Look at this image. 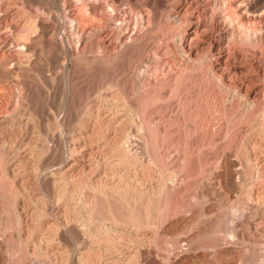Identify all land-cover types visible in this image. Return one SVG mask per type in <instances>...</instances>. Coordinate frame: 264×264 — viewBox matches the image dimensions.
<instances>
[{
	"label": "rangeland",
	"instance_id": "obj_1",
	"mask_svg": "<svg viewBox=\"0 0 264 264\" xmlns=\"http://www.w3.org/2000/svg\"><path fill=\"white\" fill-rule=\"evenodd\" d=\"M263 1L0 0V91L15 94L0 114V147L22 191L18 213L11 183L0 193V223L16 225L23 204L30 224L53 220L58 189L60 210L80 217L83 181L112 178L111 168L118 175L178 172V184L154 203L116 198L121 216L114 214L127 222L118 225L117 236L195 214L188 231L205 227L208 234L191 244L186 231L159 233L155 261L146 264H167L168 255L185 252L208 256L225 246L240 252L237 264H248L264 246V231L256 217L250 226L255 236L242 227L233 240L228 229L236 217L230 207L249 203L252 190H264ZM253 3L262 11L254 14ZM212 60H219L217 75ZM9 70L20 72L19 82ZM124 135L130 156L121 164L119 145L107 140ZM71 170L85 173L68 185L61 178L55 184L57 173ZM0 240L10 244L7 235ZM113 254L119 264H143L134 254Z\"/></svg>",
	"mask_w": 264,
	"mask_h": 264
},
{
	"label": "bare ground",
	"instance_id": "obj_2",
	"mask_svg": "<svg viewBox=\"0 0 264 264\" xmlns=\"http://www.w3.org/2000/svg\"><path fill=\"white\" fill-rule=\"evenodd\" d=\"M262 5H264V3ZM262 8L263 7H261V4L259 5L257 3H253V7H252L253 13L260 11ZM247 10L248 8L246 9V11ZM180 13L181 12L179 11L178 14L180 15ZM230 13L231 12H229L228 15H230ZM246 28L248 27L246 26ZM219 54L218 56H220ZM218 61L219 60H215V64H214V61L212 60V63H211V70L213 74L215 75H217L218 69L215 70L214 67L216 66V62ZM20 64L21 63L19 62V65ZM10 72L11 71L9 70V73ZM13 73H15V75ZM13 73L12 75H14V77L13 76L12 77L17 79L19 82L20 81L19 79L21 77L20 72L19 73L13 72ZM221 80H223L222 76H221ZM19 87H22V84L19 85ZM19 87H18V91L20 89ZM9 91H8L9 93L7 92L8 94L1 93L0 91V114L7 112V104L9 103V102L7 103V101H9L15 95L13 91H11L10 89ZM245 92H246V95H248L249 91L246 90ZM22 94L24 93H21V95ZM138 129L143 131L144 124L138 125ZM129 140H130L129 136L126 137L125 135L121 137L120 140L118 141L114 139L107 140V144L110 146L119 145V151L121 152L122 158H123L122 161L120 160L121 164H124V162L126 161V158L130 156L129 147H128ZM108 153H106V155ZM7 160L8 159L6 158L4 149L0 147V193L3 194L6 191L7 186H9L8 184L11 183L12 185L11 189L14 191L13 194H15L16 196V201L14 198V201H15L14 206H16L15 208L18 213L20 210L19 198L21 196L22 191L18 187V178H17V174L14 171L15 168L12 169V164H10L11 162L9 163L8 161L6 163ZM148 160L150 161V165L151 163L154 164L153 162L154 159L152 160V157H149ZM69 167L72 168L73 166H69ZM112 169L113 168H111L112 178H108L109 176H105L98 180L87 179L83 181L84 182L83 183L84 185L82 184L83 192L82 193L80 192L82 195L80 198H78L79 200H81V204L83 205L82 206L83 210L79 211L80 217H78V215H76V217L75 216L69 217L67 215L68 211L65 210L66 207L65 208L63 207L64 210H60V208L62 207L60 204H61V200L63 199L62 198L63 195L61 194L62 192L61 193L59 192L60 189H58L57 191L54 190L56 194L55 197H56L58 204H55V207L53 209V211H57L54 214L53 220H49L48 218H45L43 220H40V224L37 226L30 224L29 218L24 212L25 206L23 204L22 211L19 215L20 220L18 221V223H16V225H15L14 220H8L4 226L0 223V234L7 235L10 241V244L8 246H5L3 242H1L0 240V264H71L72 259H76L75 260L76 264H119L117 263L116 256H114L115 254H113L117 251H124L125 253H128V254H134V256L138 257V260L140 261L142 260V263L146 264L148 263L149 260H153L152 259V255L154 252L153 250L157 248L155 247L154 239L156 235L159 233L162 236H169V235L177 236V234L183 233L186 231V233H188L186 235V240L191 244L195 242V239L208 234L207 230L209 228H205V227L203 228L199 227L200 229L198 230V232L190 233L191 231H188V228L189 227L191 228L195 224L194 221L196 219V215L194 214L195 216L192 215L191 217H187V218L182 217L180 219L174 220L163 228H160L158 224H156L154 221L153 222L151 221L147 223V225L145 226L141 225V227L139 226L136 229L135 228L132 229V231L130 230V232L129 231L126 232L123 230L124 238L122 237L119 238L120 234L117 233L119 237L116 234V232H118L117 229L119 228L118 225L120 223L124 224L127 222H122L124 221L123 219L125 218L118 217V215L120 214V212L118 211L120 209L119 206L122 203L120 202L119 204L116 203L119 200V199L116 200L117 197L120 199H124L123 201L133 200L135 202L138 201L141 203L143 201H147V202L151 201L154 203L157 199L159 200L160 197L163 196L168 191L169 188L171 189V187H174L176 184H178L179 180L182 177L180 178V175L178 174V172L163 173V171L162 172L160 171L159 173V171L158 172L153 171V170L149 171L148 169H147L148 172L143 173L141 175H139V173L138 174L134 173V175L133 174L131 175V173H126L124 175H118L116 171ZM84 173H85V170H82L81 172H78V173L72 170L69 171L68 173L59 172L56 175H60V176L56 178L54 182L55 184L59 183V178H61V179H65L64 185H68L74 182V180L80 174H84ZM263 178H264V170H263ZM261 191L262 192H259L258 190L257 192H255V189L252 190L251 193L249 194V200H250L249 203L244 204L241 207L240 206L230 207V209L231 210L233 209L236 214V217L231 219L232 221L228 229L230 233H233V237H232L233 240L236 237L240 238L241 236L240 231L242 227L247 228L248 231H250L251 235L255 236L254 232H252V230L250 229L251 223L253 221V220L251 221V219H253L254 217H256L254 219V223L255 221H257V227H260L264 231V190H261ZM113 200L116 203V204L114 203L115 205L112 204ZM135 202H134V205H136ZM124 207L126 208V205ZM139 208L141 209L140 206ZM250 210H253V212L248 217V212ZM115 212L119 214L115 215L114 214ZM124 213L126 212H123V214ZM136 215L137 214L135 212V216ZM123 217H127V216L124 215ZM128 219H131V218H128ZM135 219H137L136 221H138L139 218H135ZM129 221L130 223L131 222L133 223L132 219ZM143 221L140 220L141 222L140 224L144 225V223H142ZM213 223L215 222L213 221ZM211 225L212 224H210L209 227ZM214 225L215 224H213V226ZM221 225L222 224H220V226ZM220 226L217 224V228L219 227L218 230H220L221 232L222 227ZM127 227H130V226H127ZM144 228H149L152 230L154 229V231L151 232L152 234H150L149 233L150 231H145L143 230ZM218 230L216 229L217 232ZM69 234L74 235V239H75V241L73 240L74 243L73 241L71 243L69 242L70 241ZM223 236H226V235H222V237ZM262 237H264V235ZM15 238H18V240L20 241L18 243L14 242ZM31 238H34L33 241H31ZM229 238H231V236ZM125 239L127 240L125 241ZM219 239H222V238L220 237ZM226 242H228V239ZM128 243H131V244H128ZM178 243L179 241L175 245H177ZM75 244L77 245L76 250L72 249V246H74ZM124 245H127V246H124ZM221 246H222V243H221ZM234 249L235 248L232 246H227V247L225 246V248L222 251H216L213 254L211 253L212 256L211 254H209L208 256L204 254V256L198 255L199 257H195V256H191L189 252L180 254L176 256L175 258L168 255L167 264H237V262L239 260L241 261L242 258H241V255H239L240 252ZM100 253L102 255L106 253L105 255L109 254L110 256H108L109 258H105V257L100 258ZM169 253L171 254V250ZM228 256H229V259L231 258L230 260L227 259ZM254 257L255 258L252 257L253 260L251 258L252 262L251 260H249L251 263L249 261H248L249 263L248 262L246 263L264 264V246L263 245L259 247L258 254L255 255ZM125 262L129 264L128 261L125 260Z\"/></svg>",
	"mask_w": 264,
	"mask_h": 264
}]
</instances>
